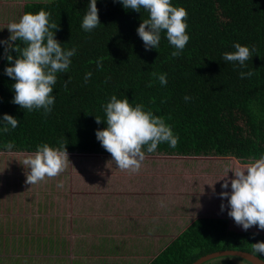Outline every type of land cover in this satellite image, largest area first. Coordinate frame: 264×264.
Returning <instances> with one entry per match:
<instances>
[{"label": "trees", "instance_id": "obj_1", "mask_svg": "<svg viewBox=\"0 0 264 264\" xmlns=\"http://www.w3.org/2000/svg\"><path fill=\"white\" fill-rule=\"evenodd\" d=\"M170 2L187 11L190 39L178 57L171 56L175 49L165 32L158 49L145 50L137 28L149 13L126 10L119 0H97L101 24L91 31L81 27L89 0L24 2L21 17L49 13V23L59 25L55 39L64 50L75 48L76 54L69 69L56 74L55 103L44 115L42 109L28 111L12 103L15 81L5 68L14 60L6 59L0 45V120L5 113L19 120L15 129L0 131V152L35 153L38 146L48 144L60 151L66 148L67 153L110 154L97 140L96 130L107 127L104 106L115 95L162 117L178 137L175 148L160 143L149 153L144 146L145 155L232 156L242 163L264 156V0ZM237 42L252 51L243 68L222 58L235 51ZM101 57L103 67L98 69ZM241 71L253 75L242 79ZM88 72L92 76L85 82ZM153 72L166 74L167 84L161 85ZM185 96L191 99L185 101ZM95 116L103 119L101 123ZM8 142L14 145L11 150ZM259 241H264V234L231 229L223 217L199 216L145 262L107 264H191L223 249L248 251L264 260L253 251ZM226 256L233 259L215 260L219 256L201 264H246L234 259L239 256Z\"/></svg>", "mask_w": 264, "mask_h": 264}, {"label": "rangeland", "instance_id": "obj_2", "mask_svg": "<svg viewBox=\"0 0 264 264\" xmlns=\"http://www.w3.org/2000/svg\"><path fill=\"white\" fill-rule=\"evenodd\" d=\"M26 1L0 0V41L9 38L7 25L15 17L21 18ZM67 154L69 162L63 172L30 185L25 183L30 170L23 171L17 163L11 168L5 152H0L1 224L13 220L11 225L17 223L18 233L33 240L0 243V254L5 259L1 264H21L23 258H30V264L145 262L192 219L228 216L227 198L219 195L225 191L221 188L223 179H218L229 169L247 166L232 156L146 154L139 171L131 172L119 169L111 154ZM233 175L229 170L228 177ZM50 189L52 198L47 196ZM227 191H231L230 183ZM97 195L112 203L108 212L102 199L94 200ZM96 212L111 216V229L98 227L99 222L101 226L108 222L98 220ZM121 214L122 222L121 216L117 217ZM228 220L230 228L242 229L231 217ZM101 230L121 233L111 235L117 241L97 243ZM45 237L53 244L44 243ZM232 259L221 256L215 260ZM234 259L248 264L240 257Z\"/></svg>", "mask_w": 264, "mask_h": 264}, {"label": "clouds", "instance_id": "obj_3", "mask_svg": "<svg viewBox=\"0 0 264 264\" xmlns=\"http://www.w3.org/2000/svg\"><path fill=\"white\" fill-rule=\"evenodd\" d=\"M123 7L141 12L144 9L149 13L137 28V34L142 39L145 50L158 49L161 33H166V38L175 49L172 57H178L190 37L186 32L187 11L183 7H175L170 0H119ZM49 13H25L18 22L7 25L10 36L7 40L0 41L4 45V54L10 63L5 68V73L15 83L12 85L15 95L12 103L28 111L43 110L44 115L51 112L55 103L52 95L53 86L57 82V73L66 72L71 64V57L76 54V49L64 50L61 43L55 39L54 30L59 29L55 22L49 23ZM101 24L98 15L97 0H89L87 11L83 16L81 27L91 31ZM235 51L225 52L223 59L228 62H238L241 68L246 67V61L252 58V51L247 46L234 43ZM17 53L15 58L11 54ZM103 57L96 61L97 68L102 69ZM161 85L167 84L166 74L152 73ZM243 79L251 77L252 71L239 73ZM92 76L91 72L85 74V82ZM66 86V85H65ZM151 86V83L149 84ZM185 101L191 99L184 97ZM107 127L96 130V138L101 146L111 154L112 160L121 170L138 172L141 162L145 158L142 150L147 146V152L157 149L158 144L168 143L175 148L178 137L174 136L170 126L164 119L155 116L151 111H144L143 106L130 105L127 99H117L113 95L104 106ZM96 123L103 119L95 116ZM19 120L5 113L0 120V131L7 133L10 128L15 129ZM13 143L8 142L6 148L11 150ZM69 162L66 148L64 151L51 148L48 144L37 147L34 155L26 156L22 165L30 169L26 173L27 184H36L45 177L54 178L67 167ZM233 172L228 177V172ZM221 185V198H227L229 206L228 216L247 231L252 227L264 230V156L256 159L243 168L229 169ZM231 186V191H227ZM163 206V205H162ZM225 205L221 204V211ZM254 253L264 256V241L253 244Z\"/></svg>", "mask_w": 264, "mask_h": 264}, {"label": "crops", "instance_id": "obj_4", "mask_svg": "<svg viewBox=\"0 0 264 264\" xmlns=\"http://www.w3.org/2000/svg\"><path fill=\"white\" fill-rule=\"evenodd\" d=\"M12 21H14V22H16L15 21V19H12ZM7 32H5V34H6ZM8 153V154H7ZM31 154H35V153H28V152H5V155H6V157H7V161L9 160V161H11V164H12V166H11V168H13V167H15V163H17V164H20V168H23V171H27V170H30V169H27L26 170V167H24L21 163H22V161H23V159L26 157V156H28V155H31ZM250 163H252V162H250ZM250 163H244V165H248V164H250ZM24 175V174H23ZM25 177V176H24ZM25 180H26V178H25ZM48 194H47V196H49L50 198H52V196H51V189L47 192ZM97 193V192H96ZM101 199H102V204H103V206H105V209H106V211L108 212V210H110L111 208H112V203H110V202H108L107 201V197H103V196H101L100 197ZM106 198V199H105ZM92 199V201H93V197L91 198ZM98 199V202H100L101 201V199H99V196L97 195V196H95L94 197V200H97ZM95 203H96V201H95ZM117 207H123V206H120V205H116ZM115 211H117V210H115ZM99 212V211H98ZM137 212V211H136ZM97 213V212H96ZM117 214H118V211H117ZM97 216H99L100 218H98V220H100L101 222H108V223H101L103 226H101L100 225V222H99V226L98 227H103V230L104 229H109V228H107L108 226H110V229H111V216H109V217H103V216H107V215H103V214H101V215H99V213H97ZM121 216V219H120V221L122 222L123 220H124V214H121V215H117V217H120ZM216 217H223V218H226L227 220H228V216L226 215V214H220V215H215ZM150 217H148V219H149ZM12 221L13 220H11V221H9L7 224H5V225H3V224H1V221H0V243H15V244H18V243H24V241H22V240H26L25 238H27V237H30V236H24L22 233H18V230H20L19 229V227H17V223H14L13 225H11V223H12ZM153 221V220H152ZM188 224V223H187ZM186 224V225H187ZM185 225V226H186ZM228 225H229V220H228ZM184 226V227H185ZM183 227V228H184ZM255 227V226H254ZM182 228V229H183ZM232 229V228H231ZM30 231H32L31 229H29ZM235 230H243V229H235ZM248 230H251V231H256V232H259V233H261V234H264L263 232H261V231H259V230H257V229H254L253 227L252 228H250V229H248ZM159 232V231H158ZM121 233V231H118V230H114V231H100V235H98L97 236V238H96V240H95V242H97V243H99L100 242V240H103V242H107V240H115V241H117V238H111V235H118V234H120ZM35 234L36 235H38V233L37 232H35ZM98 234V233H97ZM28 235H34V234H28ZM105 235H107V236H105ZM174 237V236H173ZM172 237V238H173ZM45 238H47L46 240H44V243H47L48 245H51V244H53V242L51 241V240H49V238L48 237H45ZM41 240H42V238H40ZM119 239V238H118ZM170 240V239H169ZM168 240V241H169ZM43 241V240H42ZM41 241V242H42ZM167 241V242H168ZM27 242L28 243H32L33 242V240L32 239H30V238H27ZM43 243V242H42ZM45 249V248H44ZM153 256V255H152ZM5 259L1 256V254H0V264L2 263V261H4ZM30 258H23V260H22V262H23V264H30ZM22 262H21V264H22ZM20 263V262H19ZM19 263H17V262H15L14 264H19ZM5 264V263H4Z\"/></svg>", "mask_w": 264, "mask_h": 264}, {"label": "water", "instance_id": "obj_5", "mask_svg": "<svg viewBox=\"0 0 264 264\" xmlns=\"http://www.w3.org/2000/svg\"><path fill=\"white\" fill-rule=\"evenodd\" d=\"M226 255L239 256L241 258H244L251 264H264V260L254 255L253 253L248 252V251H243V250H234V249H223V250L209 252L207 254H204L198 257L191 264H201L209 259L219 257V256H226Z\"/></svg>", "mask_w": 264, "mask_h": 264}]
</instances>
